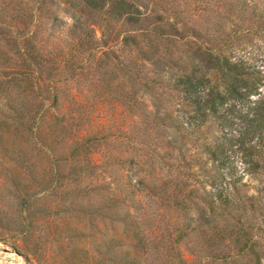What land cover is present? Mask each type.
<instances>
[{
    "label": "rangeland",
    "instance_id": "1",
    "mask_svg": "<svg viewBox=\"0 0 264 264\" xmlns=\"http://www.w3.org/2000/svg\"><path fill=\"white\" fill-rule=\"evenodd\" d=\"M66 1L0 0V107L13 102L16 109L11 129L0 121V264H132L134 253L143 254L134 246L133 233L140 228L153 231L151 237L161 241L159 248L141 258L142 264H168L161 247L169 244L165 225L169 215L157 203L147 205L143 192L134 193L133 200L129 190L116 189L118 198L112 199L116 185L110 179L122 175L118 159L125 160L134 151L129 137L154 138L143 125L147 120L143 113L176 105L177 98L163 94L165 82L158 78L174 72L172 56L165 55L159 66H153L142 62L140 53L116 48L107 54L104 43L115 45L121 36L114 24L105 26L106 35L98 43L96 53L102 59L95 52L84 54L90 35L101 40V25L94 23L93 31L80 32L77 39L69 36L73 19ZM135 1L142 11L145 3L158 10L184 3L188 14L202 3ZM214 16H192L202 40L221 33ZM71 53L79 66L78 81L60 84L59 108L61 113H73L74 119L63 125L45 120L41 131L33 133L45 105L46 79L57 75L59 61ZM60 63L61 69L65 62ZM129 92L141 101L134 106L138 118L119 104ZM83 144L95 149L87 152ZM188 240L191 244L180 245L186 257L209 253L201 250L200 237Z\"/></svg>",
    "mask_w": 264,
    "mask_h": 264
},
{
    "label": "trees",
    "instance_id": "2",
    "mask_svg": "<svg viewBox=\"0 0 264 264\" xmlns=\"http://www.w3.org/2000/svg\"><path fill=\"white\" fill-rule=\"evenodd\" d=\"M198 3L188 14L184 3L161 10L145 3L142 11L135 0H67L73 19L69 36L77 39L80 32L93 31V24H100L101 40L88 37L84 54L90 56L104 39L105 26L114 24L119 25L121 36L119 44L104 43L107 54L116 48L140 53V60L153 66L165 55L172 56L174 72L158 78L165 82L163 94L176 97L177 103L171 109L158 107L156 112L143 113L145 129L155 136L129 137L135 148L125 160L118 159L122 175L110 179L116 185L112 199L118 198V189L132 192L133 200L134 193L143 192L149 198L147 205L157 203L169 215L165 221L169 244L161 247L168 264H264V0ZM204 14L218 17L222 37L216 33L214 38L201 39L200 25L192 16ZM64 58L57 75L46 79L45 105L39 109L33 133L41 131L45 120L63 125L74 119L73 113L60 112L59 86L78 81L79 66L72 53ZM60 62H65L64 70ZM128 94L119 104L138 118L134 106L141 101ZM0 111L1 124L11 129L14 103ZM84 146L87 152L92 148ZM133 234L134 246L143 254L134 253L132 264H142L141 258L159 248L161 241L151 237L154 233L147 228L135 229ZM193 235L200 237V248L207 255L185 256L180 245L191 244L188 239Z\"/></svg>",
    "mask_w": 264,
    "mask_h": 264
}]
</instances>
